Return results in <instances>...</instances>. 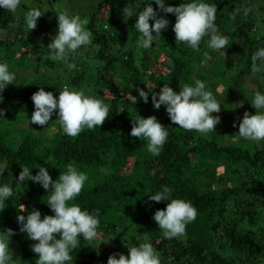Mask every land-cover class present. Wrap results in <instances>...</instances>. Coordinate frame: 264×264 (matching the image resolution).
Wrapping results in <instances>:
<instances>
[{"label":"trees","instance_id":"1","mask_svg":"<svg viewBox=\"0 0 264 264\" xmlns=\"http://www.w3.org/2000/svg\"><path fill=\"white\" fill-rule=\"evenodd\" d=\"M40 1L51 11L46 10L39 29L29 33L21 12L25 14ZM56 2L32 0L29 4L21 0L17 15L0 7V63H6L18 78L0 92V109L4 110L0 115V167L5 169L0 187L8 185L13 192L0 204V233L9 228L15 232L9 241L13 256L9 264H34L38 259L31 248L36 241L20 231L17 216H27L33 209L41 212V218L54 215L45 201L50 189L31 180L17 181L21 166L33 175L44 166L55 181L69 163L88 176L81 193L69 205L95 215L99 220L97 236L107 235L109 240L99 246L78 237V246L70 250L72 261L66 264L79 260L107 264L110 255L127 256L129 247L142 242L152 244L161 264H264V141L238 138L243 116L233 120L238 123L235 127L221 129L220 125L223 120L231 122L234 105L242 103L250 114L256 112L251 103L255 93L245 89L242 77L253 74L251 57L264 48V0H201L216 4L215 25L219 34L229 39L219 56L207 47L209 36L201 40L199 51L177 44L173 31L176 17L160 11L155 0H141V9L136 7L138 0H98L88 4L86 15L78 14L89 21L85 28L92 33V43L82 46L67 61L53 62L42 58V53L50 52L49 38L58 32L56 4L60 1ZM149 2L158 18L164 17L169 24L150 48L143 49L137 46L141 34L134 27L138 16L125 20L122 10L128 5L139 12ZM181 3L165 0V6ZM244 7L253 11L247 17L241 11L235 20L230 18L237 8ZM103 10L105 16H99ZM204 51L214 56V61L206 69L207 78L200 80L221 105L220 111L213 113L220 122L206 135L182 129L170 120L165 105L156 109L152 103L153 92L158 94L165 83L177 92L183 83L194 86L198 73L189 75L187 67L197 53L203 52L198 58H207ZM240 60L233 80L226 84L233 91L226 99L216 91L213 78H230L228 73ZM68 63L76 67L69 69ZM257 64L264 71V62ZM31 66L34 71L27 70L22 79L15 70ZM65 86L72 91L87 88V96L109 106L108 119L101 128L85 129L79 136L69 137L58 125L50 137H40L38 126L25 127L35 110L33 93L43 87L58 99ZM141 88L148 93L147 103L139 96ZM130 92L137 97L136 104L128 100ZM259 92L264 94V87ZM139 116H155L169 133L158 156L147 151L146 140L130 135L133 118ZM5 124L11 135L1 130ZM227 135L234 139L223 142ZM16 136L20 139L15 140ZM218 168L223 169L221 173ZM162 186L172 189L170 199H183L197 210L196 219L186 225L181 237L164 238L153 218L168 203L149 200Z\"/></svg>","mask_w":264,"mask_h":264},{"label":"clouds","instance_id":"2","mask_svg":"<svg viewBox=\"0 0 264 264\" xmlns=\"http://www.w3.org/2000/svg\"><path fill=\"white\" fill-rule=\"evenodd\" d=\"M140 3L141 0H138L137 8H140ZM20 4L21 0H0V7L10 12H15ZM155 4L160 11L175 15L173 31L177 44L183 43L199 51L201 40L209 36L210 39L207 42L209 49L219 51L228 47V37L219 34L215 25L216 4L204 3L201 0H191V2H184L178 6H165V0H155ZM59 7L58 5V33L47 45L50 50L49 59L53 62L67 61L82 46L92 43V33L85 28L89 23L88 19H82L78 14L69 15L67 11H59ZM122 11L125 20L134 15L138 16L134 27L141 34L137 46L143 49L150 48L154 38L160 37L162 30L166 29L169 24L164 17L158 18L157 10L153 8L151 2L139 12H135L128 5ZM241 11L247 17L253 9L251 7L237 8L230 14V18L235 20L236 15ZM44 12L34 7L25 13L27 31L35 30L37 20ZM150 19L154 23L150 24ZM153 32L156 35H153ZM204 55L211 59L207 52ZM251 60L252 72L254 74L261 72L262 65H258L257 61L264 62V48L257 50ZM67 67L74 69L76 65L68 63ZM14 80L15 74L9 71L8 65L0 63V92L6 86L14 84ZM132 87L134 85H131ZM138 91L139 96L147 103L148 93L142 88ZM127 98L131 103H137V97L131 92L127 94ZM31 99L35 109L31 115V123L46 126L53 113L57 112L56 122L63 133L69 137H77L85 129L101 128L108 119L109 106L107 104L99 99L86 96L83 91L69 90L67 86L59 92L58 99L52 92L45 91L43 87L33 93ZM152 103L156 109L165 105L170 120L186 131H196L206 135L215 131L216 125L220 122V117L214 116L213 113H218L221 105L212 92L205 90V83L201 80H195L194 86L183 85L179 92L165 83L158 94L153 92ZM251 103L256 112L255 114L244 112L239 122L238 138L255 142L264 141V111H262L264 110V94L259 91L255 92ZM3 111L0 109V115ZM235 123L234 121V127ZM130 135L146 140L147 151L153 156H158L169 133L155 116L146 118L139 116V118H133ZM21 168L22 171L17 179L19 183L31 180L41 184L45 190L50 189L48 191L50 195L45 201L54 213V215H44L41 218V212L33 209L27 216L23 214L17 216L20 231L26 233L30 240L36 241L31 245L32 251L38 254L36 264L71 262L70 250L78 246V237L82 236L87 241H93L98 235L99 220L97 217L87 211H82L75 204L69 205L68 203L79 196L88 176L78 171L72 163L67 165L65 172H60L55 181L44 166H39L36 175H33L27 167L21 166ZM4 170L0 167V175ZM171 193L170 187L162 186L161 191L149 196L151 201H168L166 208L157 210L153 217L164 238L167 239L183 236L186 232V225L193 222L197 216V210L190 202L179 198L170 199ZM12 194V188L8 185L0 187V204H3ZM13 235L15 232L11 228L0 233V264H9L13 260L12 254L9 253V241ZM107 264H161V260L151 243L142 242L138 247H129L127 256L120 254L117 258L115 254L110 255Z\"/></svg>","mask_w":264,"mask_h":264},{"label":"rangeland","instance_id":"3","mask_svg":"<svg viewBox=\"0 0 264 264\" xmlns=\"http://www.w3.org/2000/svg\"><path fill=\"white\" fill-rule=\"evenodd\" d=\"M34 1H36V0H34ZM59 1H60V3L58 4L60 6L59 7V11H67L69 15H77V14L83 12V15H86V13H84V11H88L89 10L90 6H88V4H91V3L93 4V3L97 2L98 0H57L56 3H58ZM173 1H178V0H173ZM180 1L181 2H187V0H180ZM25 2L30 4V2H32V0L31 1L25 0ZM43 2L44 1H40V2L34 3V4H32V6L33 7H38L42 11H46V10L51 11V7H49L47 5V3L44 4ZM42 4H44V5H42ZM56 7H57V4H56ZM17 13H18V9L14 12V14L17 15ZM105 13L106 12L103 10L100 13L99 16H101V15L105 16ZM21 15L23 16V19L25 21V14H23V12H21ZM82 19H83V17H82ZM41 23H42V16L40 18H38L37 27L35 29H39V26H40ZM31 31L32 30H29V33ZM57 33L58 32H54L53 35L50 36L49 43L52 42V38ZM205 52L206 51H204V53ZM212 52L215 53L216 56L220 55L219 51H212ZM49 56H50V52L49 53H42V58H44V59H46V58L49 59ZM198 56H203V52L200 53V54L197 53V55L194 58H192L193 61L191 63H189V65L187 67L188 74L192 75L193 73L197 72L198 73L197 80H200L202 78L206 79L207 78L206 69L214 61V56H211V59L203 58V57L198 58ZM163 59L167 63H169L168 58H166V56ZM56 62H62V61H56ZM241 64H242V60H240L239 62L235 63V65L232 67L233 68L232 72L228 73V77L230 76V78L225 79V81L222 80L221 78L219 79L218 75H215V77L213 78V80L216 82L215 83L216 91L220 95L225 97L226 99H230L232 97V93H233V91H230L231 88H229L226 84L228 83L229 79L231 81L233 80L232 76L236 74V72H237L236 70L241 66ZM15 70L19 71V73L21 74V79H22V77H24V75H26L27 70H29V73L34 71V66H31L29 69L28 68H22V69H15ZM72 72L73 71H68V74H70ZM15 80L18 82V78L16 76H15ZM242 83L246 87L245 89L247 91H249L250 93H255V92L259 91V90L261 91L262 87H264V71H261V72L255 73V74L253 73L252 75H250L248 77H242ZM185 84L186 83H183L182 86L185 85ZM77 91H83L86 96L88 95V93H90V91L87 88H84V87L79 88ZM231 109L234 111L233 112V116L231 118H229L231 120V122L229 120H223L222 122H220L221 129H227V128L231 127V125L233 126V120L240 119L243 116L244 112L248 111V108L245 107L244 105H242V103H240V106H235L234 105ZM161 114H163V112ZM56 119H57V112H54L52 117H51V119H50V121L48 122V125H46V126H43V127L40 126V128H39V125L32 124L31 121H27L26 123H24V125H25V127H29V128L31 127L33 129H35V127L38 126V128L36 129V132H37L38 136H40V137H44V136L50 137L51 132L54 131L57 128V126L59 125L56 122ZM235 122H236L235 126H237L238 123H237V121H235ZM1 130L3 132L6 131L7 133H9L11 135V131H10V129H8L6 124H5V126L3 125ZM19 139H20V137L16 136L15 140H19ZM233 139H234V136L227 135L224 138L223 142H228L229 140H233ZM222 170H223L222 168H218L219 173H221ZM106 239H107V235L97 236V238L95 240H93V241H90V243H97L100 246V245H102L101 242L105 244L104 240H106ZM107 240H109V238ZM34 264H36V261H35ZM72 264H91V263L88 260H79L77 263H72ZM94 264H98V263H94Z\"/></svg>","mask_w":264,"mask_h":264}]
</instances>
